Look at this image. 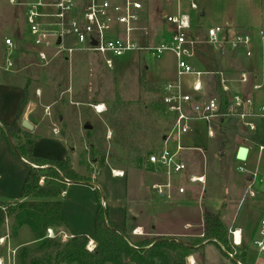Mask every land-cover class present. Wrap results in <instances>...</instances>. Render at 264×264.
Wrapping results in <instances>:
<instances>
[{
    "label": "crops",
    "instance_id": "0c3cea01",
    "mask_svg": "<svg viewBox=\"0 0 264 264\" xmlns=\"http://www.w3.org/2000/svg\"><path fill=\"white\" fill-rule=\"evenodd\" d=\"M17 1L20 4H24L32 0ZM257 1L259 2L260 0H255L254 3L259 6ZM17 7L22 9L25 17L24 6L18 5ZM164 10L165 7L160 12V19L163 21L162 30L166 23L163 17ZM257 13H251V27H245L243 19L237 17V19H230L226 23L227 28H224L230 38L241 35L240 33L250 35L252 41L247 49L240 48L233 51L229 46H226L224 54H221L216 52L211 45L202 43L198 45L195 56L192 59L194 67L198 63L203 67V69L197 70L223 72L231 89L229 95L241 94L253 99L256 106L255 114L248 117L245 122L235 118L223 121L216 127L215 138L213 139L208 138L205 124L196 123L194 125V133L185 137L187 138V144L184 146L188 149L181 155L187 170L172 179L174 183L172 199L161 198L153 189L155 184L166 183L167 178L161 174H154L146 170L147 174H142L139 171H136L137 173H126L123 171L125 173L124 177H114L111 170L115 169L111 167L104 168L102 180L105 181L109 176V179L113 181L109 187H105L106 195L102 185L100 186V184L93 181L71 185L68 192L63 196L64 206L62 210V216L67 227L65 233L69 237L87 236L91 238L94 236L96 215L101 209L98 192L101 191L111 222L122 230L127 231L133 242L156 237L176 239L202 237L204 229L203 213L206 209L211 213L220 215L229 230V234L231 230L241 231L242 243L240 246L233 245L231 236L230 240L235 253L245 255V264H264V255L260 253L259 248L255 244L256 241L260 240L261 223L264 219V152L260 151V148L264 147V115L258 111L259 107L264 106V27H261L259 14ZM248 14L250 16V13ZM201 15L205 16V13L203 12ZM233 32L236 34H233ZM191 34L203 42L207 39V32L202 34L196 30L192 31ZM161 36L160 32H155L153 43L163 41ZM166 37L164 36V38ZM28 45L31 47L29 37ZM33 51L35 53L34 49ZM12 55L5 61L8 71L17 65V59L12 58ZM8 61L12 63L11 66H9ZM174 70L175 76H172V80L169 82L175 80L176 62ZM191 82L192 78L187 79V89ZM204 82L206 93L210 95L214 93L222 94L220 78L217 75L204 77ZM256 87L260 88L256 89ZM158 92H160V89ZM41 95L42 92L40 90ZM24 97V84L10 82L0 76V194L6 203L20 201L23 186L32 168L28 163L22 161L23 166L26 167H20L8 142L1 138L2 125H12L15 122L19 106ZM35 100L37 99L35 98ZM85 102L84 104L78 101L77 105H94L89 100ZM34 105L33 103L30 104L22 125L25 129L31 131L34 136L35 156L54 160H67L69 158L75 169L79 170V163L76 166L75 160L76 163L79 161L81 148H78V146L81 143H75L76 147L73 148L70 138H67L68 136H60L59 129H55L53 121L46 123L43 121L46 120L45 118L42 121H38L33 114V110H36ZM59 122L64 124L65 117H59ZM44 126L49 127L48 135L40 136L39 134H42L41 128ZM64 126L67 130L73 127L77 128V125L70 127L64 124L62 128ZM86 126L84 127L85 130ZM43 142L48 143L49 149L61 147L62 153L57 156L50 153H42L40 145ZM195 148H202L207 153L219 151L220 157L226 159L227 162L223 172L218 171V173H214L210 177L208 172L201 170L200 166L202 161L205 160V153L202 154L194 150ZM241 148L248 149V156L245 162H240L237 158ZM96 163L91 165L95 166ZM236 164H238L239 174H235L232 169ZM12 165H16L19 170L16 177L14 174L9 173ZM240 167L245 169V172H241L239 170ZM255 173L258 174L257 177H254ZM199 175L206 176V185L189 182L191 176ZM183 182H186V184ZM113 183H117L116 187H113ZM97 185L100 186L101 190L96 188ZM181 187L185 188L186 192L184 194L178 193V189ZM106 196L109 202H107ZM167 207L170 208L169 210H174L176 213L180 212L184 215V224L181 228H165V226L162 227L159 224V213L161 214L164 210H167ZM238 211H240L239 215ZM136 230L139 231L137 235L134 234ZM33 240V242L29 243H36L34 235ZM204 254L205 264H234L232 259L224 255L215 244H206ZM187 263L197 264V257H189Z\"/></svg>",
    "mask_w": 264,
    "mask_h": 264
},
{
    "label": "rangeland",
    "instance_id": "374dc122",
    "mask_svg": "<svg viewBox=\"0 0 264 264\" xmlns=\"http://www.w3.org/2000/svg\"><path fill=\"white\" fill-rule=\"evenodd\" d=\"M254 1L194 0L198 10L190 8L189 0L181 2L183 12L191 17L192 31L198 30L203 34L211 27L227 28L226 23L237 17L243 19L245 27H251L250 17L257 12L261 27H264V0L257 1L259 6H256ZM145 7L150 37L152 38L155 32H160L163 40L164 36L169 37L171 27L165 23L162 30L163 21L160 19V12L165 7L166 11L174 13L176 3L166 0H146ZM203 12L205 16L201 15ZM7 38L15 41L18 47L17 53L12 55V58L17 59V65L9 71L5 66V61L10 56L4 48V41ZM175 60V57L169 53L161 59L130 53L116 59L114 68L109 69L99 55L78 53L69 61L57 58L50 65L43 66L33 48L28 45L27 27L22 9L11 5L9 0H0V76L10 82L24 84L28 92V105L24 116L33 103L36 108L33 114L38 121H42L43 118L46 119L43 120L46 123L53 121L55 129H59L60 136L70 138L73 148L76 147L75 143H81L78 146L81 148L79 161L76 163L75 160L76 166L79 163L80 168L77 170L72 165L73 169L85 182L93 181L102 185L105 195V187H109L113 181L109 176L105 181L102 180L104 168L111 167L126 173L139 171L147 174L145 159L164 146V140L171 132L173 121L161 105V92H141L139 77L147 68V81L159 90L172 80V76H175ZM195 68L203 69L199 63ZM87 100L94 105H77L78 101L85 104ZM98 105L104 108L103 113L94 110L93 107ZM59 117H65V125L70 127L77 125V128L68 130L65 126L62 128L64 124L59 122ZM86 125H90L92 130H85ZM22 128L28 131L23 125ZM48 130V126L42 127V134L39 135L47 136ZM28 132L32 134L31 131ZM186 139L183 138L182 144H187ZM40 151L57 156L62 153V148L49 149L48 143L43 142ZM102 158L106 160L104 168L101 167ZM15 159L20 167H26L18 157L15 156ZM95 162H97L95 166L91 165ZM225 165H227L226 159L220 157L219 151H215L205 152V160L200 167L212 177V174L218 171L223 172ZM36 167L41 170L47 168V166ZM237 167L238 164L232 167L235 174H239ZM10 169L9 173L16 177L19 171L17 166L12 165ZM116 185L117 183H113V187ZM98 197L103 209L104 196L101 191L98 192ZM106 200L109 202L107 196ZM169 209L167 207V210L159 213V224L165 228H181L184 224V215ZM12 226L13 221L9 220L2 229L1 238L10 234V239L6 246H0V258H3L6 264H14L11 250H17L15 264H22L19 260L22 249L25 247L37 249L41 243H29L34 240L28 227H24L21 233H18V238L15 237Z\"/></svg>",
    "mask_w": 264,
    "mask_h": 264
},
{
    "label": "built area",
    "instance_id": "2783aa9c",
    "mask_svg": "<svg viewBox=\"0 0 264 264\" xmlns=\"http://www.w3.org/2000/svg\"><path fill=\"white\" fill-rule=\"evenodd\" d=\"M166 1L176 3V9L172 14L166 10L163 12L164 20L171 30L169 37L159 43H153V37H150L145 13L146 0H37L24 4L10 0V4L24 6L29 43L43 66L50 65L57 58L69 61L78 53L99 55L109 69L114 68L116 59L130 53L146 55L152 59H161L168 53L175 57L176 78L160 89L161 105L173 121L171 132L165 138L164 146L145 159L146 171L167 178L166 183L155 184L153 189L161 198L172 199V179L187 170L181 155L188 148L182 144V140L194 133V125L205 124L208 138L213 139L222 118H235L245 122L255 114L256 106L253 99L244 95H229L231 89L223 72L199 71L192 62L199 44L207 43L216 52L224 54L226 46L233 51L247 49L252 41L251 36L241 34L230 38L224 28L213 27L208 29L207 39L203 42L192 36L191 17L183 12L182 0ZM189 6L192 10H198L194 0H189ZM4 46L10 56L18 50L11 38L5 39ZM247 54L250 55L249 52ZM8 62L11 66L12 63ZM216 75L220 78L222 94L210 95L206 93L204 77ZM189 78H192V82L187 89L186 81ZM224 97L228 99L227 113H223ZM93 108L97 113H103L99 105ZM258 111L264 115V106L259 107ZM194 150L205 153L202 148ZM260 151L263 153L264 147ZM239 170L245 172L242 167ZM112 175L124 177L125 173L112 170ZM257 175L255 173L254 177ZM45 180L46 178H41V186L45 184ZM65 182L68 184L67 180ZM189 182L204 186L206 176H191ZM96 188L101 190L99 185ZM185 192V188L178 189L179 194ZM103 208H107L105 202ZM138 233V230L134 231L135 235ZM230 236L234 246L241 245L240 230H231ZM70 238L66 233L56 232L52 228L46 232V239L49 240L67 242ZM9 239L10 234L0 238V246H6ZM255 244L264 255V219L261 223L260 240ZM96 247V243L91 240L87 249L92 253ZM11 252L15 264L17 250ZM227 256L233 259L235 253L227 252ZM0 264H6L3 258H0Z\"/></svg>",
    "mask_w": 264,
    "mask_h": 264
},
{
    "label": "trees",
    "instance_id": "16d2710c",
    "mask_svg": "<svg viewBox=\"0 0 264 264\" xmlns=\"http://www.w3.org/2000/svg\"><path fill=\"white\" fill-rule=\"evenodd\" d=\"M141 92L158 91L155 85L147 81V68L139 77ZM28 92L19 106L18 114L12 125H2L1 138L8 142L11 151L22 162L46 169L31 168L16 203H6L0 194V238L7 221H13V235L18 236L23 227H28L36 242L37 249L23 248L19 254L22 264H187L191 256L197 257V264H205L206 244L217 245L222 253H235L228 228L220 215L204 210L203 236L187 238L156 237L133 242L130 234L113 224L106 209L98 211L95 219V234L91 238L76 236L67 242L46 239V232L52 228L56 232L67 229L62 216L63 194L74 184L86 182L73 169L70 159L54 160L37 157L34 154V136L22 128ZM223 113H227L228 99L223 98ZM226 121L222 118L220 123ZM140 160V159H139ZM106 164L101 160V167ZM46 178L43 186L41 178ZM68 181V184L65 182ZM93 240L97 247L94 252L87 251L88 243ZM228 257V256H227ZM244 254H236L234 264H245Z\"/></svg>",
    "mask_w": 264,
    "mask_h": 264
},
{
    "label": "water",
    "instance_id": "95a60500",
    "mask_svg": "<svg viewBox=\"0 0 264 264\" xmlns=\"http://www.w3.org/2000/svg\"><path fill=\"white\" fill-rule=\"evenodd\" d=\"M96 43L94 42V45H95ZM86 130H92V127L90 126V125H87L86 126ZM247 156H248V149H246V148H241L240 150H239V153H238V160L240 161V162H245L246 160H247Z\"/></svg>",
    "mask_w": 264,
    "mask_h": 264
},
{
    "label": "bare ground",
    "instance_id": "6f19581e",
    "mask_svg": "<svg viewBox=\"0 0 264 264\" xmlns=\"http://www.w3.org/2000/svg\"><path fill=\"white\" fill-rule=\"evenodd\" d=\"M100 109H102V111H104V108L102 106H100Z\"/></svg>",
    "mask_w": 264,
    "mask_h": 264
}]
</instances>
